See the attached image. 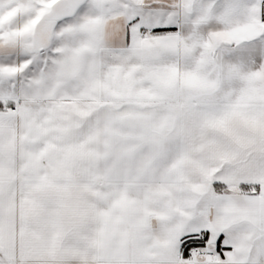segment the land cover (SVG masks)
Returning a JSON list of instances; mask_svg holds the SVG:
<instances>
[{
    "label": "snow or ice",
    "instance_id": "snow-or-ice-1",
    "mask_svg": "<svg viewBox=\"0 0 264 264\" xmlns=\"http://www.w3.org/2000/svg\"><path fill=\"white\" fill-rule=\"evenodd\" d=\"M0 264H264V0H0Z\"/></svg>",
    "mask_w": 264,
    "mask_h": 264
}]
</instances>
